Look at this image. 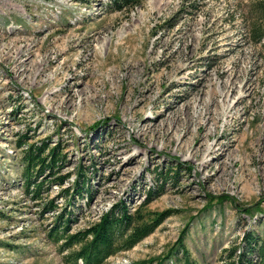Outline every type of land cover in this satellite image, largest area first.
Returning a JSON list of instances; mask_svg holds the SVG:
<instances>
[{"label":"rangeland","instance_id":"rangeland-1","mask_svg":"<svg viewBox=\"0 0 264 264\" xmlns=\"http://www.w3.org/2000/svg\"><path fill=\"white\" fill-rule=\"evenodd\" d=\"M108 1L0 0V264H66L47 236L62 208L76 232L149 189L143 213L172 214L109 264H221L246 233L264 239V0ZM24 134L61 142L73 173L40 202ZM80 164L91 195L69 205Z\"/></svg>","mask_w":264,"mask_h":264},{"label":"trees","instance_id":"trees-1","mask_svg":"<svg viewBox=\"0 0 264 264\" xmlns=\"http://www.w3.org/2000/svg\"><path fill=\"white\" fill-rule=\"evenodd\" d=\"M142 1L109 0L108 5L114 11H125L140 5ZM256 31L255 37L261 41L263 33ZM29 139L28 135L24 134L17 141L18 147L22 149V178L25 181L26 192L40 202L51 185H64L73 173H62L68 161V155L63 151L61 142L51 145L48 139L38 142H30ZM75 173L77 175L73 183L61 192V196L67 198L69 205H72L75 198L84 196L85 192L88 193V197L91 195L90 189L84 186L86 182L82 164ZM154 192L161 191L149 189L148 200L142 208L131 212L125 201L117 202L103 213L98 221L76 232H71L74 212L62 208L56 215L53 225L48 229L47 236L56 243L62 242L60 249L63 252L68 251L64 255L66 264H109L111 257L120 251L135 247L172 214L169 211L156 216L143 213V208L153 197ZM55 201L52 198L43 203L42 216L58 209V203L56 204ZM240 244L226 249L227 255L222 257L221 264H264V239L248 232ZM136 264H144V262Z\"/></svg>","mask_w":264,"mask_h":264},{"label":"bare ground","instance_id":"bare-ground-1","mask_svg":"<svg viewBox=\"0 0 264 264\" xmlns=\"http://www.w3.org/2000/svg\"><path fill=\"white\" fill-rule=\"evenodd\" d=\"M161 116V115H160ZM211 118V117H210ZM208 152L211 153H215V151L211 148L208 149ZM138 161V155H131L127 160L126 163H133V162H137Z\"/></svg>","mask_w":264,"mask_h":264}]
</instances>
